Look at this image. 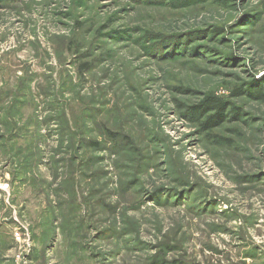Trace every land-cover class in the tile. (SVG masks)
I'll use <instances>...</instances> for the list:
<instances>
[{"label":"rangeland","instance_id":"rangeland-1","mask_svg":"<svg viewBox=\"0 0 264 264\" xmlns=\"http://www.w3.org/2000/svg\"><path fill=\"white\" fill-rule=\"evenodd\" d=\"M0 264H264V0H0Z\"/></svg>","mask_w":264,"mask_h":264},{"label":"trees","instance_id":"trees-1","mask_svg":"<svg viewBox=\"0 0 264 264\" xmlns=\"http://www.w3.org/2000/svg\"><path fill=\"white\" fill-rule=\"evenodd\" d=\"M240 92V91H239ZM238 92V93H239ZM258 93V96H262L263 94L262 93H259V92H257ZM223 107V104H222V102H219L216 98H214V97H209V98H207L205 101H204V104H203V106L201 105V106H199V107H197L195 110H193V111H195V113H200L201 112V110H207V109H212V108H219V109H221Z\"/></svg>","mask_w":264,"mask_h":264}]
</instances>
